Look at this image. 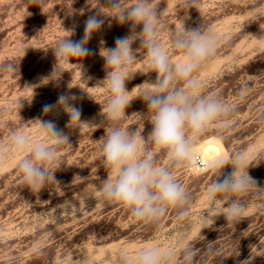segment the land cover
Masks as SVG:
<instances>
[{
  "label": "rangeland",
  "instance_id": "1",
  "mask_svg": "<svg viewBox=\"0 0 264 264\" xmlns=\"http://www.w3.org/2000/svg\"><path fill=\"white\" fill-rule=\"evenodd\" d=\"M174 1L151 0L160 15L171 11ZM240 1L243 5L239 9L244 10L246 21L252 20L255 7H261L256 22L263 25L264 0ZM132 2L125 0L126 5ZM106 4L107 0H0V152L5 156L0 164V264H122L126 256L145 247L173 253V264H185V249L194 253L191 264H264L263 150L261 157L246 158L259 164L253 177L260 186L238 197L245 212L235 222L227 221L222 207L208 198L213 172L193 167L184 172L183 168L174 170L191 198L189 215L182 220L177 209L169 208L156 225L133 218L117 202L105 201L98 195L107 175L101 151L103 139H94L92 129L72 128V145L59 149L60 169L54 182L38 192L22 182L17 164L24 154L11 145V136L18 129H14L13 90L20 87L22 102L29 100L28 86L42 79L34 76L35 72L44 68L46 60L52 59L53 65L56 62L51 48L70 35L69 29L74 33L71 38L77 40L85 20L97 10L107 12L103 6ZM104 24L117 29L126 26L111 18ZM255 27L250 25L246 33ZM246 56L243 63L230 65L227 78L229 87L241 89L231 88L226 93L227 100L238 97L243 102L244 106L235 110L243 112L242 123L264 118V44ZM15 68L19 71L11 70ZM60 83L52 82L59 96ZM251 86H257L256 91H248ZM257 98L258 103H253ZM249 102L253 104L248 106ZM26 107L21 124L29 121ZM126 114L139 118V103ZM68 120L59 118L58 122ZM103 121L101 132L111 126L110 121ZM253 126L251 122L248 130ZM229 141L253 152V138L231 133ZM147 150L154 153L158 165H168V160L163 164V150L153 145Z\"/></svg>",
  "mask_w": 264,
  "mask_h": 264
},
{
  "label": "clouds",
  "instance_id": "2",
  "mask_svg": "<svg viewBox=\"0 0 264 264\" xmlns=\"http://www.w3.org/2000/svg\"><path fill=\"white\" fill-rule=\"evenodd\" d=\"M103 6L107 12L97 10L85 20L80 40H73V30L69 29L70 35L51 48L56 62L43 80L58 83L62 79L64 71L57 67L58 62L78 61L83 69V60L92 54L87 45L92 36L101 31L106 19L111 18L121 26L129 25L128 35L117 38L114 47L101 46L99 50L106 71L102 82L110 92L105 112L111 126L106 130L101 147L107 175L99 186L98 195L105 201L119 203L140 221L159 225L169 208L177 209L178 218L182 220L189 215L191 198L174 170L186 168L194 158L200 138L214 126L218 129L229 126L236 110L235 105L216 94L199 95L196 91L199 81L194 73L217 54L218 37L199 27L177 29L172 35V47L180 56L174 61L162 42L160 12L151 0H133L128 5L125 0H107ZM137 41L138 47L146 49L148 66L156 74L154 81H147V87L145 82L135 86L139 92L134 99L142 100L151 114L152 127L146 136L139 130L120 126L127 116L126 109L134 100L132 90L126 85L136 75L133 68L137 48L133 44ZM103 43L101 41V45ZM11 70L19 71V68ZM75 100L73 95L62 94L55 104L43 107L45 116L58 110L66 113L69 132L59 129L52 120L36 119L34 122L46 138L44 142H34L24 132L11 136L13 149L24 154L17 164L20 178L33 191L38 192L56 180L60 169L59 149L72 145L73 125L88 123L81 120ZM148 145L166 153L167 166L158 165L154 153L147 150ZM4 159L0 152V164ZM209 164L214 179L207 190L208 198L222 207L227 221L235 222L245 212L238 197L259 186L249 172L252 162L243 154H236L217 157ZM228 168L231 171H226ZM193 255L192 250L185 249V264H191ZM173 261V253L145 247L135 255L126 256L122 264H173Z\"/></svg>",
  "mask_w": 264,
  "mask_h": 264
},
{
  "label": "crops",
  "instance_id": "3",
  "mask_svg": "<svg viewBox=\"0 0 264 264\" xmlns=\"http://www.w3.org/2000/svg\"><path fill=\"white\" fill-rule=\"evenodd\" d=\"M178 1V4H177ZM236 4H230L229 0H175L171 11L164 12L160 15L161 21V38L165 44L170 57L175 61L179 59L180 53L172 47V35L173 33L182 27H199L202 31H211L218 37L217 54L206 61L204 65L194 73V77L199 81V87L196 90L199 95L216 94L229 104L235 105V108L244 106L243 102L238 97H233L232 100H227L226 93L231 88H237V86L229 87L227 78L229 76L230 65H236L243 63L249 56H246L250 50L253 53L260 49V46L264 44V24L256 22V17L260 16L262 9L260 6L255 7L252 11V20H245L244 10L239 9V5H243V1L233 0ZM236 6V7H235ZM233 8V9H232ZM236 8V11H234ZM255 25V29L250 33H246V28L250 25ZM258 24V25H257ZM83 29H84V24ZM139 31V29H137ZM83 33H78L77 40H80ZM129 33V25L123 28H113L112 26L102 27L99 33H96L90 39L87 47L91 50L92 54L83 60V69L79 67V62H65L60 63L57 67L64 71L60 83V95H73L76 97L74 105L81 111V120L88 123L79 125H73V128L80 130L92 129L94 139H103L105 132H101V125L105 124L106 118V106L110 96V92L102 80L106 76L104 67V60L99 55L101 46L112 48L115 46L117 38L124 37ZM103 41V45H101ZM139 42L133 44L136 49L137 60L134 65L133 71L136 73L134 78L129 81L126 87L132 90L131 97L134 99L139 89L135 86L145 82L144 86L147 87V81H154L156 74L152 73L147 63L146 49L140 48ZM52 59L46 60L44 68H40L35 72L34 76L42 78L41 80H35L30 83L29 87V100L25 103L22 102L21 88L13 90V121L14 129L18 127L17 132H24L28 134L34 142L45 141L44 135L39 129L36 119H47L55 122L59 129H62L66 133L68 122H58L59 118L68 117L62 110H58L56 113H51L47 116L43 113V107L48 104H55L58 100L59 94L54 93L52 82L43 80L44 77L49 76L53 70ZM71 87V88H69ZM257 86H251L248 91H256ZM237 92L240 90H236ZM33 96V98H32ZM32 99V100H31ZM31 101V102H30ZM259 98L253 100V103L257 104ZM22 103V107L19 104ZM136 103H139L140 116L139 118L134 116H126L120 125L125 128L131 129V126H137L136 130L141 131L145 136L151 131V123L149 122L151 114L147 112L145 103L140 99H134L127 109L133 108ZM248 103V106L253 104ZM28 106V108L26 107ZM29 113V121L26 124H21L22 112ZM126 109V110H127ZM243 112H234L231 116L232 123L225 127L218 129L215 126L212 127L205 135H203L195 149L202 147L209 140L213 138L220 141L226 152V156H233L236 154H243L245 158L249 156H262V150L264 152V118L247 120L242 123L240 119ZM254 126L251 130H248L250 123ZM111 123V122H110ZM18 124V125H17ZM234 125V126H233ZM15 131V130H14ZM15 131V132H16ZM250 131V132H248ZM245 132L248 136L245 135ZM231 133H237L238 137L243 136V139L253 138L252 150L250 148H239L235 146V141H229V135ZM155 147V146H154ZM198 147V148H197ZM201 147V148H202ZM200 148V149H201ZM256 149L257 152L254 150ZM197 152H194V155ZM264 155V153H263ZM163 164L167 161L166 153H162ZM193 161V160H192ZM253 167L249 168L250 175L253 177L255 171L258 169L257 162L252 163ZM189 168H183L181 171L189 170L193 167L191 162ZM194 168V167H193ZM226 171H231L230 168ZM203 172L212 173L211 167H206ZM260 186V185H259Z\"/></svg>",
  "mask_w": 264,
  "mask_h": 264
},
{
  "label": "bare ground",
  "instance_id": "4",
  "mask_svg": "<svg viewBox=\"0 0 264 264\" xmlns=\"http://www.w3.org/2000/svg\"><path fill=\"white\" fill-rule=\"evenodd\" d=\"M202 144H201V147H202ZM200 148L195 149V152L196 151L203 152L206 163H207V167H211V165L209 164L210 160L215 159L220 156H226L225 149L220 144V141L215 140L214 138L212 140H209L208 142L206 141L203 147L201 149Z\"/></svg>",
  "mask_w": 264,
  "mask_h": 264
},
{
  "label": "built area",
  "instance_id": "5",
  "mask_svg": "<svg viewBox=\"0 0 264 264\" xmlns=\"http://www.w3.org/2000/svg\"><path fill=\"white\" fill-rule=\"evenodd\" d=\"M192 163H193V167L196 170H199V171L205 170L207 167V163H206L203 152H198L197 154H195Z\"/></svg>",
  "mask_w": 264,
  "mask_h": 264
},
{
  "label": "snow or ice",
  "instance_id": "6",
  "mask_svg": "<svg viewBox=\"0 0 264 264\" xmlns=\"http://www.w3.org/2000/svg\"><path fill=\"white\" fill-rule=\"evenodd\" d=\"M215 151V150H214Z\"/></svg>",
  "mask_w": 264,
  "mask_h": 264
}]
</instances>
